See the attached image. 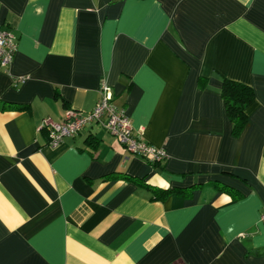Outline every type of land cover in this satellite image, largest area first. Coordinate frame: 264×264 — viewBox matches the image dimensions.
<instances>
[{"label":"crops","instance_id":"1","mask_svg":"<svg viewBox=\"0 0 264 264\" xmlns=\"http://www.w3.org/2000/svg\"><path fill=\"white\" fill-rule=\"evenodd\" d=\"M0 27V264H264V0H0ZM102 82L165 159L100 124L48 144Z\"/></svg>","mask_w":264,"mask_h":264},{"label":"built area","instance_id":"2","mask_svg":"<svg viewBox=\"0 0 264 264\" xmlns=\"http://www.w3.org/2000/svg\"><path fill=\"white\" fill-rule=\"evenodd\" d=\"M16 50L17 43L14 34L9 29L0 27V66H9ZM99 92L100 96L89 112L69 110L65 119L60 122L49 118L43 119L40 128L47 129L48 144L57 146L64 137L75 135L85 125L100 124L115 135L128 150L146 158L149 162L155 163L165 159L166 151L142 139L139 131L134 130L125 111L118 109L112 103L113 93L106 82L101 83ZM261 220L264 224V212L261 214Z\"/></svg>","mask_w":264,"mask_h":264},{"label":"trees","instance_id":"3","mask_svg":"<svg viewBox=\"0 0 264 264\" xmlns=\"http://www.w3.org/2000/svg\"><path fill=\"white\" fill-rule=\"evenodd\" d=\"M221 96L224 100L228 117L233 124V131L239 133L246 123L245 108L253 101L254 90L245 83L224 78L222 80ZM6 106H9V104H6ZM12 107L21 106L12 105ZM217 186H220V184L217 183ZM226 189L231 190L227 187ZM232 192L237 193L235 191Z\"/></svg>","mask_w":264,"mask_h":264}]
</instances>
